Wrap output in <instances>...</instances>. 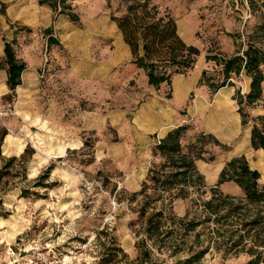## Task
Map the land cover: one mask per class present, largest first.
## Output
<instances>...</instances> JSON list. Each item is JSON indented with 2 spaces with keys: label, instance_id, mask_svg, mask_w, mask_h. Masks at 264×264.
<instances>
[{
  "label": "rangeland",
  "instance_id": "374dc122",
  "mask_svg": "<svg viewBox=\"0 0 264 264\" xmlns=\"http://www.w3.org/2000/svg\"><path fill=\"white\" fill-rule=\"evenodd\" d=\"M154 1L170 12L175 7L180 18L187 15L186 21L196 28V47L204 59L208 51L227 55L219 50L228 44L224 34H235L231 37L237 47L255 22L264 19L258 12L246 17L248 13L242 11L245 0ZM4 3L5 15H0V127L7 129V135L1 151L4 156H19L29 145L34 154L26 164V180L19 182L16 178L3 196V206L10 214L0 217V264H22L30 248L45 247L57 253L62 264H184L188 256L204 246L207 233L204 227L183 232L184 222L200 218V199L195 200L199 198L195 189H189L190 197L180 199L173 197L180 193V186L168 192L150 180L163 162L154 152V144L149 147L144 168L139 170L143 173L141 179L127 181L128 173L137 170L136 152L125 146L130 136L118 135L109 126L100 133L87 127L97 122L100 114L115 108L128 105L134 110L136 100H144L149 92L168 99L171 86L150 89L137 98L135 94L140 90L136 89V75L132 74L135 67L130 60L109 71L99 67L105 57L101 48L106 47L99 33L116 30L105 0L69 1L78 15L75 22L64 14L54 15L38 0ZM47 27L58 44L47 46ZM226 27L232 28L230 33H224ZM74 32L87 34L89 44L84 45L85 39L71 40ZM242 33L243 39L237 37ZM12 39L28 77L24 87L8 97L2 45L3 40ZM59 40L79 44L71 50ZM205 71V77L180 105V124L188 125L181 145L185 149L200 131L211 133L230 150L220 152L207 144L218 155L216 161L204 162L209 169L243 154L259 171V184L264 185V152L250 147V124L241 126L233 99L236 88L245 93L246 78H232L234 86H228L232 93L218 94V90L210 92L205 82L221 80L220 67L212 62ZM248 111L252 116L264 115V96ZM103 139L118 144L117 148L125 139L126 149L119 158L106 152L97 158L96 142ZM78 141L81 145L76 147ZM49 164L53 165L49 180L55 185L47 190L33 189L36 195L20 197V187L30 186ZM200 172L207 186L215 184L216 177L210 179L208 171ZM219 188L225 194L239 195L231 186ZM195 232L202 233L200 242L194 239ZM246 261L242 253L222 255L211 249L192 264Z\"/></svg>",
  "mask_w": 264,
  "mask_h": 264
},
{
  "label": "trees",
  "instance_id": "16d2710c",
  "mask_svg": "<svg viewBox=\"0 0 264 264\" xmlns=\"http://www.w3.org/2000/svg\"><path fill=\"white\" fill-rule=\"evenodd\" d=\"M69 1L71 0H38V4L48 6L54 15L64 14L70 21H78V15L72 11ZM246 2L250 15L258 12L264 16V0ZM105 6L109 10V20L114 23L123 42L130 49V63L144 72L148 85L154 89H158L161 84L171 86L173 74L185 75L193 69L199 49L180 38L176 20L168 9L162 8L154 0H105ZM5 10L6 4L0 0V15H5ZM50 30L49 27L45 29L48 34L47 46L58 44V41L52 38ZM231 36L236 37L235 34ZM240 36L245 37V34H237V37ZM205 60L214 62L221 71V80H206L205 85L210 92H216L224 86H234L232 78L240 75L249 79L247 91L241 93L236 88L233 99L237 105L236 111L240 116L241 126L250 124V147L264 152V115L252 116L248 111L262 98L264 19L255 22L246 34V40L236 47L233 54L224 55L208 51ZM2 68L5 71L7 96H14L16 87L21 84V74L26 69V64L16 56L13 39L3 40ZM205 74L206 71L202 70L198 84ZM167 97H171V91ZM187 129L188 125L180 124L169 130L158 143H154V152L163 158V162L150 176V180L165 191L171 192L176 186H180V193L173 195L175 198L190 197L189 189L193 188L199 197L195 200L200 199V218L184 222L183 232L186 234L197 227H204L207 231L204 246L188 256L183 263L192 264L211 249H215L222 252V255L242 253L247 257L245 264H264V185L259 184V171L249 165L243 154L224 161L221 169V165L209 169L206 163L216 161L218 155L206 145L211 144L220 152L229 151V145L219 141L211 133L200 131L184 149L180 140ZM6 135L7 129L0 127L2 218L10 214L3 206V196L16 178L19 182L26 180V164L34 154L33 148L26 145L19 156H4L1 146ZM196 165L200 171H208L210 179H214L218 174L213 186L206 185L204 176ZM52 169V164L47 165L34 177L30 186L20 187L19 196L36 195L37 192L33 189H51L55 185L49 180ZM164 169L169 170L163 172ZM223 183L236 185L239 195L223 193L219 188ZM201 236L202 233L195 232L194 239L200 242ZM119 251L122 250L119 248Z\"/></svg>",
  "mask_w": 264,
  "mask_h": 264
},
{
  "label": "crops",
  "instance_id": "0c3cea01",
  "mask_svg": "<svg viewBox=\"0 0 264 264\" xmlns=\"http://www.w3.org/2000/svg\"><path fill=\"white\" fill-rule=\"evenodd\" d=\"M1 1L7 2L8 0ZM171 9V13L176 20L177 33L180 38L185 43L196 46L198 42L196 41L194 35L196 28L192 27L191 23L186 21L187 15L180 18V11H178V9L175 7H172ZM242 11H248L246 0L242 5ZM231 29L226 27L224 29V33H230ZM99 36L102 38L100 42L106 46L104 49L101 48V53L105 56L104 59L99 62V67H101L102 70L109 71L110 69L117 67L120 63L126 60H131L130 49L123 42L121 34L117 28L113 32L99 33ZM224 36L228 40V44L226 48L221 47L219 50L225 51L227 55L233 54L236 47L234 46L232 37L227 34H224ZM88 38L89 36H87V34L76 32H74L73 36L70 37L71 40H87L84 45L89 44ZM59 43H63L64 46L71 50L74 49L77 44H79L77 42L74 44L70 42L66 43L60 40ZM208 65H212V61H206L204 58H201V55H198L196 57V62L193 69L188 74H173L171 76V97L163 100L158 94L154 95L152 92H149L150 89L154 88L147 84L144 72L141 69L134 68L132 74L136 75V79L134 80L137 84L136 89L140 90V92L138 91L135 95L137 98H141L145 92H149L147 97L144 100L137 99L136 106L133 108L134 110L129 109L130 107L126 105L125 108H115L114 110L100 114V116L97 118V122H90L89 125L88 122L86 123L88 128L97 129V133L103 132V130L109 126L118 135L128 134L130 136V142L127 144V138H125L126 140L122 139L124 141H121L122 144L120 145V148H117L119 146H117L118 144L116 143H110L104 139L98 140L96 142L97 158L104 156L105 152L107 155H114L116 158H119V155L125 151V146L127 148L128 146H131V149H134L136 152L135 154L137 163L134 168L137 170L136 172H131L130 174L128 173L126 180L131 182V180L137 181L141 179L143 173H141L139 170L144 168L150 145L154 144L153 141L155 138H162L169 130L180 125V105L185 101L187 95L195 88L201 71L205 70ZM27 74L28 73L25 69L21 74V84L16 87V91L19 88L24 87V79L28 77ZM244 77L246 78V92L248 89L249 79L246 76ZM131 78L134 79L133 77ZM163 85L165 84H161L159 87L161 88ZM228 88V86L220 88L218 90V94L223 92L231 94L232 92ZM262 96H264V86H262ZM79 145H81L80 141L77 142L76 147H79ZM119 149L120 152H118ZM229 186L234 188L236 193H240L239 188L232 183H223L220 185V187Z\"/></svg>",
  "mask_w": 264,
  "mask_h": 264
},
{
  "label": "built area",
  "instance_id": "2783aa9c",
  "mask_svg": "<svg viewBox=\"0 0 264 264\" xmlns=\"http://www.w3.org/2000/svg\"><path fill=\"white\" fill-rule=\"evenodd\" d=\"M247 13L246 17L250 15L249 11ZM158 141L159 138H155L154 143ZM22 264H62V260L51 248H30Z\"/></svg>",
  "mask_w": 264,
  "mask_h": 264
}]
</instances>
